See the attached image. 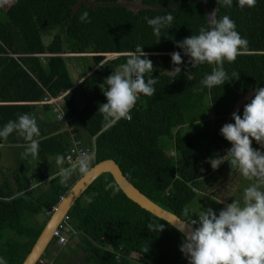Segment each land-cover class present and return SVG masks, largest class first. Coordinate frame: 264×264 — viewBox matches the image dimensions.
I'll list each match as a JSON object with an SVG mask.
<instances>
[{
	"label": "trees",
	"instance_id": "trees-1",
	"mask_svg": "<svg viewBox=\"0 0 264 264\" xmlns=\"http://www.w3.org/2000/svg\"><path fill=\"white\" fill-rule=\"evenodd\" d=\"M116 1L11 0L6 8L0 5V128L29 113L40 129L36 137L40 160L32 173L35 185L17 182L13 188L6 177L0 179V256L7 264L23 262L47 218L40 221L38 214L49 210L60 193L55 190H62L59 175L46 172L49 155L69 153L58 123L93 138L94 162L114 160L130 183L185 221L189 217L183 211L196 195L194 187L213 186L231 171L227 161L213 170L207 160L231 147L220 128L236 101L264 87V0H256L251 8L239 7L238 0L231 7L222 0H141L143 7L137 11ZM215 8L216 19L228 15L248 46L234 62L225 61L231 80L209 89L200 81L215 65L193 66L176 42L207 28ZM85 11L88 22L80 19ZM168 13L173 22L161 29L158 42L145 17ZM137 47L154 64L156 92L140 95L131 120L106 126L99 112L107 102L105 79L121 70ZM173 51L180 52L183 63L180 74L171 78L167 71L176 67ZM114 53L119 55L106 59V54ZM57 97L53 103L43 102ZM50 104L57 105L58 123L53 116L41 115L51 110ZM233 122L231 117L228 123ZM28 143L15 131L7 140L0 139V145ZM252 147L264 152L255 140ZM45 179L49 187L38 190L37 183ZM84 195L86 202L77 201L68 212L76 230V249L69 248L71 261L61 264H73L75 257L77 264H189L180 251L184 235L127 198L109 173L99 175ZM149 222L164 228L149 231Z\"/></svg>",
	"mask_w": 264,
	"mask_h": 264
},
{
	"label": "clouds",
	"instance_id": "clouds-1",
	"mask_svg": "<svg viewBox=\"0 0 264 264\" xmlns=\"http://www.w3.org/2000/svg\"><path fill=\"white\" fill-rule=\"evenodd\" d=\"M222 2L228 7L233 4V0ZM255 5L256 0H238L241 8ZM216 12L217 8L208 16L207 28L201 27L197 35L176 42L193 66L204 63L215 65L211 73L200 81L201 85L209 89L231 80L224 63L234 62L248 46L247 39L236 31L235 22L228 15L216 19ZM80 19L88 22V12H83ZM145 19L159 42L161 29L165 26L170 28L174 17L168 13ZM170 56L176 67L167 71V74L174 78L181 72L179 65L183 63V58L177 51H173ZM120 68L105 79L107 89L103 94L107 102L99 106V112L110 126L121 119L131 120L130 112L140 95L153 96L156 92L154 85L158 82L152 75L154 64L142 47L131 52ZM233 75L238 78V74ZM232 120L233 123H225L220 128V134L230 142L231 147L224 155L210 157L207 162L215 170L227 161L231 170H238L244 178L254 182L243 189L242 201L233 199L218 214L211 207L201 208L199 213L184 209L183 215L191 216V219L178 231L185 232L180 251L187 257L189 264H264V152L252 147L253 140L264 147V87L255 91L250 102L244 105L242 115L232 113ZM14 131L29 142L25 155L35 157L39 151L36 137L40 136L35 116L24 113L16 120H9L0 128V139L7 140ZM90 160V156L82 154L77 162L61 167L58 172L60 183L66 184L76 171L87 173ZM57 163L63 164V160L58 159ZM216 202L224 203L222 199ZM192 214H196L197 219H192ZM147 228L159 232L164 225L149 222ZM144 251H148V246ZM0 264H7L2 256Z\"/></svg>",
	"mask_w": 264,
	"mask_h": 264
},
{
	"label": "crops",
	"instance_id": "crops-1",
	"mask_svg": "<svg viewBox=\"0 0 264 264\" xmlns=\"http://www.w3.org/2000/svg\"><path fill=\"white\" fill-rule=\"evenodd\" d=\"M141 1V0H140ZM129 9H131V8H129ZM133 10V9H132ZM139 10V9H138ZM134 11V10H133ZM137 11V10H136ZM77 73H73L74 75H72L73 76V79H75L76 80V74H78L79 72L78 71H76ZM75 84H77L76 83V81H75ZM45 103H48V102H45ZM39 104H43V103H39ZM50 105H52L50 108H51V110H48L47 112H41V115H42V117H44V118H49L50 119V117H54V115L56 116L57 115V113H58V108H57V105L56 104H50ZM53 106H55V107H53ZM55 118V117H54ZM48 119V120H49ZM55 121L58 123V122H60V121H58L56 118H55ZM109 125V123H107L106 124V126H108ZM58 127H60V129L61 128H63L62 129V132L61 133H63L64 134V136H65V138H67V140H68V142H69V148L71 147V145H72V143H73V140H75V139H79L80 141H81V143L84 145V146H86L87 148H89V150H90V157H91V160H90V164H89V169L93 166V165H95L96 163H98V162H100V161H98V162H94L95 160V158H94V151L92 150L93 149V147H91V145H90V141L92 142L93 141V138L92 139H90L85 133H83V132H80V133H78V131H76L72 126H70L69 125V127L68 126H65V125H61V124H59L58 123ZM65 128V129H64ZM79 134V135H78ZM27 146L28 145H0V149L2 148V147H14V148H20V149H22L23 150V152H24V154H25V152H26V149H27ZM18 153H20V154H22V155H24L22 152H20V151H17ZM59 156V157H58ZM64 155H62V154H54V155H49L48 157H47V165H48V167H49V169H47V171L46 172H48V174H53V175H56V174H58V172H59V170H60V168L61 167H68V166H66V164H65V161H64V157H63ZM58 159H62L63 160V164H58L57 163V160ZM106 160V159H105ZM101 161H103V160H101ZM114 161V160H113ZM116 163V162H115ZM2 165H0V179H2V178H4V177H6L7 179H8V181H10V183H11V185H12V187L13 188H15L16 187V185H17V182L18 183H21V184H23L24 186H26V187H33L34 185H35V180H34V178L32 177L33 176V171H34V168H36L37 167V164L34 166V167H32V169H31V173H30V175H29V178H27V177H25V178H23L22 177V173H23V171L24 170H26L28 167L25 165L26 163L25 162H23V166H22V170H20V168H18V167H15V165L13 164V162L12 163H1ZM119 167V166H118ZM232 172V170L231 171H229V172H227L226 173V175H224L223 176V180H218L217 182H216V184H214L213 186L212 185H210V186H206V185H200L199 187L197 186V187H194V192H195V197L193 198V200L191 201V202H189L187 205H186V208L194 201V200H196L198 197H200V196H198V194H201V195H205V194H210V193H213L214 191H215V189H219L220 187H223V185L225 184V183H227V182H229V181H231V179H229V177L231 176V174H233V173H231ZM47 174V175H48ZM102 174V173H101ZM100 174V175H101ZM83 174H81L79 171H76L74 174H73V176L71 177V179H69V181L66 183V184H61L60 183V186H62L61 188H62V190H55V193L57 192V191H60V193H59V195H58V197H57V199H56V201L53 203V205L54 204H57V206H58V204L61 202V200L65 197V195L67 194V192L70 190V188L74 185V183L82 176ZM50 177H51V175H50ZM98 177V176H97ZM96 177V178H97ZM95 178V179H96ZM94 179V180H95ZM93 180V181H94ZM92 181V182H93ZM91 182V183H92ZM90 183V184H91ZM217 183H220V184H217ZM38 184V190L39 189H42V190H45V189H47L48 187H49V182H48V180L47 179H45L44 181H42V183H37ZM89 184V185H90ZM88 185V186H89ZM88 188V187H87ZM86 188V189H87ZM85 189V190H86ZM85 190L78 196V198L76 199V201L71 205V207L77 202V201H79L80 203H85L86 202V200L88 199V195H84V192H85ZM199 192V193H198ZM216 192H220V191H216ZM223 192L224 193H222V192H220V193H222L223 194V196L225 197V198H229L228 197V195H229V193H233V192H231V190L229 189V190H224L223 189ZM57 206H56V208H57ZM71 207L69 208V210L71 209ZM56 210V209H55ZM54 210V211H55ZM69 210H68V212H69ZM48 211V209H44V210H41V212L38 214V217H37V219L38 220H44L46 217V220H45V223L47 222V220L49 219V217L51 216V214L54 212H52L50 215H47V212ZM68 212L66 213V214H68ZM65 215V214H64ZM63 215V216H64ZM45 225V224H44ZM44 227V226H43ZM43 227H42V229H43ZM42 231V230H41ZM41 233V232H40ZM76 234V230L72 227V225L70 224V221L68 222V224H67V228H66V230L64 231V235H65V237H66V241H65V243L64 244H62V245H58L55 241H53V239H51V241L48 243V245L50 244V243H52L53 244V249L51 250V251H49V254H47V255H45L44 254V252L39 256V257H42V258H44L45 260H46V262H48L49 264H61L62 262L63 263H69V261H71V259H70V257L73 255V254H71L70 255V253H69V251H68V249L70 248H73V249H76V246L75 245H73L74 244V241H75V235ZM40 235V234H39ZM38 238V237H37ZM35 243V242H34ZM47 245V246H48ZM46 246V247H47ZM66 246H69L68 248H66ZM46 249V248H45ZM67 249V250H66ZM45 251V250H44ZM30 252V251H29ZM119 256L120 255H116V258H118L119 259ZM26 257V256H25ZM38 257V258H39ZM37 258V259H38ZM25 259V258H24ZM36 259V260H37ZM35 260V261H36ZM34 261V262H35ZM34 264V263H33Z\"/></svg>",
	"mask_w": 264,
	"mask_h": 264
},
{
	"label": "water",
	"instance_id": "water-1",
	"mask_svg": "<svg viewBox=\"0 0 264 264\" xmlns=\"http://www.w3.org/2000/svg\"><path fill=\"white\" fill-rule=\"evenodd\" d=\"M202 5H205L204 1H201ZM258 89V88H257ZM254 89L245 93L241 96L233 108L227 114L225 123H228L232 117V113L236 112L241 108L246 101L255 95ZM101 173H109L114 179L117 186L125 194L127 198L135 202L141 208L152 213L158 218H161L171 224L178 230L187 221L180 218L178 215L164 209L157 203L153 202L146 195H144L138 188H136L128 179L123 175L118 165L112 159H106L93 165L87 173H84L70 188L65 197L58 204L56 210L51 214L47 222L45 223L40 235L33 244L30 252L26 255L25 259L21 264H33L34 261L44 252L46 246L51 241V232L57 223L62 219L63 215L66 214L71 205L76 201L78 196L88 187V185ZM185 236V232H181Z\"/></svg>",
	"mask_w": 264,
	"mask_h": 264
},
{
	"label": "rangeland",
	"instance_id": "rangeland-1",
	"mask_svg": "<svg viewBox=\"0 0 264 264\" xmlns=\"http://www.w3.org/2000/svg\"><path fill=\"white\" fill-rule=\"evenodd\" d=\"M11 3V0H0V5L3 8H6L9 6V4ZM116 3L124 5L128 8H131L133 10H138L141 7H143V4L140 0H133V1H125V0H117ZM93 5H95V3H92ZM119 55L118 53H114V54H106V59L108 58H114L115 56ZM78 81H76L77 83ZM78 102L81 103V98L78 97L77 98ZM17 151H20L24 154L23 150L20 148H14V147H2L0 149V165H2L1 163H12L15 165V167L20 168V170H22V166H23V162H25L26 166L28 167L26 170L23 171L22 173V177L25 178H29V175L31 173V169L32 167H34L38 161L40 160L39 157L36 155L35 157H33L31 154H28L27 156L24 154H20ZM59 157V156H58ZM233 174H231V176L229 177V179H231V181L225 183L223 185V187H220L218 190L215 189V191L213 193L210 194H205V195H201L198 194V197L196 200H194L188 207L187 209H189L190 213H199V211L201 210V208H208L211 207L213 210H215L218 214L219 210L222 209L225 204L230 203L233 199H237V200H241L243 198V189L245 187H247L250 183H253L254 181H250L246 178H244L238 170H232ZM224 190H231V192L233 193H229L228 197L229 198H225L223 196L222 193ZM216 191H220V192H216ZM199 193V192H198ZM223 200L224 203H217L216 200ZM189 220L191 219V216H188ZM192 219H197L196 214H192ZM53 249V244L50 243L45 251L44 254L47 255L49 254V251H51ZM80 260L79 258L75 257V262L73 264H77L79 263Z\"/></svg>",
	"mask_w": 264,
	"mask_h": 264
},
{
	"label": "built area",
	"instance_id": "built-area-1",
	"mask_svg": "<svg viewBox=\"0 0 264 264\" xmlns=\"http://www.w3.org/2000/svg\"><path fill=\"white\" fill-rule=\"evenodd\" d=\"M57 98L52 99H45L43 102H55ZM82 154H87L90 156V150L86 146H84L79 139L73 140L71 147L69 148V153H67L64 157V161L68 166L72 163L77 162L82 158ZM57 204H54L50 207V209L46 212L47 215H50L55 209ZM69 215L65 214L62 219L57 223L54 229L51 232L52 239L58 244L62 245L66 241V237L63 233L67 223L69 222ZM34 264H49L46 260L42 257H39Z\"/></svg>",
	"mask_w": 264,
	"mask_h": 264
},
{
	"label": "flooded vegetation",
	"instance_id": "flooded-vegetation-1",
	"mask_svg": "<svg viewBox=\"0 0 264 264\" xmlns=\"http://www.w3.org/2000/svg\"><path fill=\"white\" fill-rule=\"evenodd\" d=\"M128 2H130V1H128ZM134 11H136V10H134Z\"/></svg>",
	"mask_w": 264,
	"mask_h": 264
}]
</instances>
